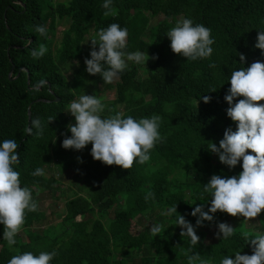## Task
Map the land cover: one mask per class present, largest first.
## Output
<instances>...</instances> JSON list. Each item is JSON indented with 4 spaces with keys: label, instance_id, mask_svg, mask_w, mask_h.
<instances>
[{
    "label": "trees",
    "instance_id": "trees-1",
    "mask_svg": "<svg viewBox=\"0 0 264 264\" xmlns=\"http://www.w3.org/2000/svg\"><path fill=\"white\" fill-rule=\"evenodd\" d=\"M103 3L0 0V142L17 141L20 163L13 167L21 187H28L38 204L36 212L26 213L15 245L3 239L0 225V264H7L17 250L34 255L56 252L50 264H188L187 255L196 253L209 264H220L226 256L234 259L237 251L251 255L249 239L264 233V212L252 228L237 221L230 225V219L241 216L218 211L212 223L196 228L200 239L195 245L180 236L176 218L182 215L195 227L193 209L204 205L207 211L211 204L210 194L203 191L211 176L231 177L243 170L242 161L234 169L221 164L209 145L218 147L227 128L236 131L224 99L231 72L264 62L255 48L258 31L264 30V0H112L115 16L103 14ZM160 16L163 20L149 27ZM184 18L211 29L209 58L191 61L172 52L166 34ZM57 20L69 27L55 49L51 37ZM112 23L128 30L126 52L158 59L146 64L128 61L119 81L104 84L101 76L86 71L84 60L90 59L91 51V42H86ZM37 25L46 28V37L35 32ZM39 44L48 51L33 58L30 49ZM239 54L246 57L243 64ZM41 80L46 84L35 87ZM107 90H115L116 97L102 102V118L117 113L137 120L154 114L162 118V142L143 165L134 162L128 170L106 166L93 160L91 144L79 152L61 146L64 134L71 136L66 125L75 124L67 113L70 102L84 94L98 98ZM205 95L211 97L207 104ZM36 118L43 134L36 136L33 128L28 135L25 128ZM37 168L43 169V176L31 175ZM150 191L155 198L146 201ZM44 192L65 197L60 220L50 222L40 208ZM173 206L177 214L166 215ZM146 222L163 225L158 236L151 235ZM220 222L232 226L234 235L211 239L205 228Z\"/></svg>",
    "mask_w": 264,
    "mask_h": 264
},
{
    "label": "clouds",
    "instance_id": "clouds-1",
    "mask_svg": "<svg viewBox=\"0 0 264 264\" xmlns=\"http://www.w3.org/2000/svg\"><path fill=\"white\" fill-rule=\"evenodd\" d=\"M105 16H115L116 9L112 7V0H104L102 5ZM35 32L47 36L45 27L37 25ZM170 41V48L174 54L182 55L187 60L196 61L209 58L213 49L211 45V29L203 24H194L192 19L184 18L176 22L166 34ZM98 38L91 42L90 59L85 58L84 64L89 75H99L104 84H111L128 67L127 62L146 64L149 59L147 53L140 51L126 52L128 37L127 28L117 23L97 33ZM31 44V42H28ZM255 48L264 55V30L258 31ZM98 49V50H97ZM48 51L45 44L30 49L33 58H41ZM243 64L246 57L239 54ZM210 67H215L210 64ZM230 88L224 99L229 105L226 115L236 124V131L231 127L224 132L219 146L210 142L209 151L219 158V162L229 169H234L242 161V172L231 177L212 175L210 181L203 186V191L210 194L211 204L205 211L204 205L196 206L191 215L197 217L195 227L184 216L177 215L176 225L181 228L180 236H187L193 245L199 242L196 228L203 227L204 222L212 223L214 214L218 211L229 216L244 217V222L254 220L264 212V62L255 61L248 67H241L231 72L228 80ZM46 84L41 80L35 87ZM243 97V99H238ZM210 96H203L205 104L210 102ZM237 101L236 103H233ZM105 105L95 95H81L68 105V111L75 119V124L66 125L71 136L64 134L62 148L82 151L91 144L94 161L106 166H118L124 170L131 169L134 162L143 165L150 160V151L158 142H162L159 133L161 117L152 115L150 118L135 119L132 116L123 117V113L102 118ZM50 121L52 122L53 120ZM36 136L43 134V126L39 118L33 119L30 126L25 128L28 135L32 129ZM18 143L15 139L0 142V225L4 226L3 239L9 246L16 244L15 237L22 230L27 212H36L38 204L33 199L28 187H21L20 174L13 165L19 164L17 152ZM249 152L251 154H249ZM78 162L83 161L78 157ZM33 176H43L44 171L37 168L31 173ZM155 193L148 192L145 200L154 199ZM177 214V207L167 210L166 215ZM216 238L223 240L233 236L235 230L227 223H217ZM162 224L150 227L151 235L158 236L162 231ZM252 254L242 255L235 252V258L224 257L220 264H264V233H256L255 238L249 239ZM12 256L7 264H50L56 252H23ZM187 255V253H185ZM188 264H209L196 253L187 255Z\"/></svg>",
    "mask_w": 264,
    "mask_h": 264
},
{
    "label": "rangeland",
    "instance_id": "rangeland-1",
    "mask_svg": "<svg viewBox=\"0 0 264 264\" xmlns=\"http://www.w3.org/2000/svg\"><path fill=\"white\" fill-rule=\"evenodd\" d=\"M59 2H65L67 0H56ZM163 20V17H157L155 19H152L150 22L149 27H153L155 25H157L160 21ZM69 27V24L66 22H59V20H57V29H56V35H53L51 38L54 40L55 45L54 48L57 49V46L60 44V41L62 39V34L63 31L66 30ZM90 38H88L87 42H86V46H88L89 42H90ZM70 75V73H69ZM117 81H119V78L114 80L112 83H116ZM80 96L77 97L76 100L79 99ZM115 90H107L104 91L102 93H100L98 95V99L101 100V102H105V101H113L115 99ZM70 118H73L69 113H68ZM50 175V174H48ZM69 185H71L70 182H67L66 185L64 186L66 189H68ZM74 189L76 190V188L74 187ZM40 208L42 209V211H45L48 215V218L50 220V222L53 221H57L61 219V216L65 213V197L62 196V194L60 192L56 193V196H52L51 194H49L48 192H44L42 194H40ZM244 217H239V218H233L230 219V225H233V223L235 221L239 222V223H246L248 227H252V228H256L258 225V221L255 218L254 220L248 221V222H244ZM152 225V223H147L146 222V228H150ZM206 232L209 234L211 239H214V237L216 236V232H217V227L215 225L212 226H208L205 228Z\"/></svg>",
    "mask_w": 264,
    "mask_h": 264
},
{
    "label": "water",
    "instance_id": "water-1",
    "mask_svg": "<svg viewBox=\"0 0 264 264\" xmlns=\"http://www.w3.org/2000/svg\"><path fill=\"white\" fill-rule=\"evenodd\" d=\"M57 100H59V99H57Z\"/></svg>",
    "mask_w": 264,
    "mask_h": 264
}]
</instances>
